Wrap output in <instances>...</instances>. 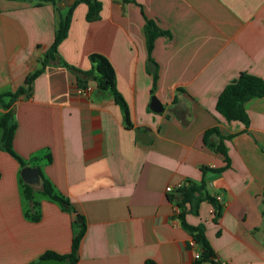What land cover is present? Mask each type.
I'll list each match as a JSON object with an SVG mask.
<instances>
[{"label":"crops","instance_id":"1","mask_svg":"<svg viewBox=\"0 0 264 264\" xmlns=\"http://www.w3.org/2000/svg\"><path fill=\"white\" fill-rule=\"evenodd\" d=\"M98 1L92 22L85 20L84 3L74 8L57 61L87 71L90 54L104 56L132 128L95 82L80 96L71 71L58 62L45 67L13 101L12 150L72 211L41 195L39 184L31 186L39 221L27 219L22 168L0 150V264H35L47 251L68 254L80 231L76 215L85 230L75 264H192L198 247L165 188L202 180L220 198V217L213 222L212 206L202 202L186 222L203 225L219 264H264V98L244 104L246 130L215 111L218 95L241 72L264 81V0ZM57 6L0 0V94L26 88L25 77L39 68L68 8L64 0ZM145 17L168 32L150 53L158 73L153 94ZM152 96L161 113L149 109ZM215 127L233 136L224 141L229 165L202 172V166H225L202 142Z\"/></svg>","mask_w":264,"mask_h":264},{"label":"trees","instance_id":"2","mask_svg":"<svg viewBox=\"0 0 264 264\" xmlns=\"http://www.w3.org/2000/svg\"><path fill=\"white\" fill-rule=\"evenodd\" d=\"M122 1L129 2L133 0ZM60 2L61 0H36V5L50 3L53 6L58 7L57 5ZM79 3H84L87 6V12L85 15V20L87 22H92L99 18L101 3L98 0H76L72 6L67 8L65 14L59 16L53 41L39 60V68L27 75L24 79V85L26 88L19 87L14 93L8 92L0 94V107L5 110V113L0 117V129L2 130L0 138V150L4 151L13 159H15L21 168L25 167V164L12 150V138L15 130V124L12 118V104L18 96L29 92L30 85L34 79L43 72L46 66L52 65L53 62H58L59 65L65 67L75 75L76 88L85 89L87 88L88 82L93 81L96 84L97 92L111 95L114 103L119 107L125 128H132L128 106L115 87V73L113 67L104 56L96 53L90 54L88 56V60L91 68L87 71H82L73 66H69L61 59L57 61L58 46L67 37L72 19V12ZM144 33L147 51L149 54V61H151L150 53L155 39L161 36H168V32L160 29L153 20L145 17ZM150 74L153 81L151 94H153L156 81L158 79L157 70L155 69ZM253 98H264V81L256 76L241 72L234 80L228 83L218 95L215 104V111L227 122H237L243 124L246 130L249 125V119L245 112L244 104ZM214 137L217 139L216 142L212 140ZM232 137V135H220V132L216 127L208 129L204 132L202 136L203 144L213 149L216 153L220 154L223 157L225 166L220 169L202 166L200 167L202 172H206L207 170L212 172H220L228 167L229 158L224 141L229 140ZM38 174L40 178L41 195L46 197L50 202L58 204L62 211H72L68 200L65 197L55 193L48 180L45 179L39 171ZM21 185L25 199L31 204V208L25 211L24 215L27 219L37 222L39 221L40 215L37 210L38 204L33 202L34 189L31 186L24 184L22 180ZM168 199L170 202L174 203L178 209L176 218L178 219L181 228L190 234L192 241L198 247V257L194 259L192 264H219L216 262L214 253L206 240L203 225L192 226L189 225L185 219L186 215L188 214L197 215L199 205L202 202H207L212 206L213 222H216L220 217L222 208L221 204L214 197L207 193L204 181L202 180L199 183L186 181L180 188L175 189V191L168 196ZM84 230L85 224L82 222L80 225V231L71 240L70 252L68 254L58 255L47 251L40 256L39 260L53 258L64 260L66 264H75L77 262V250L80 240L84 234ZM145 264L155 263L152 261H146Z\"/></svg>","mask_w":264,"mask_h":264},{"label":"water","instance_id":"3","mask_svg":"<svg viewBox=\"0 0 264 264\" xmlns=\"http://www.w3.org/2000/svg\"><path fill=\"white\" fill-rule=\"evenodd\" d=\"M65 1V6L70 7L74 4V2L76 0H64ZM148 71L149 72H153L155 69V65L153 64V62H149L148 63ZM149 109L152 112L155 113H161L163 110V106L162 104L157 100V98H155L154 96L151 97L150 99V104H149ZM20 179L22 180V182L26 185L29 186H37L40 184V178H39V174H38V170L36 168H30V167H23L20 170L19 173ZM76 222L78 224L82 223V218L79 215H76ZM35 264H66V262L64 260H58V259H42L39 260L37 263Z\"/></svg>","mask_w":264,"mask_h":264},{"label":"built area","instance_id":"4","mask_svg":"<svg viewBox=\"0 0 264 264\" xmlns=\"http://www.w3.org/2000/svg\"><path fill=\"white\" fill-rule=\"evenodd\" d=\"M86 92H87V88H85V89H80V88H75V94H77V95H80V96H83V95H86ZM182 186V184L181 185H177L176 186V188H173V187H171V186H167L166 188H165V191L167 192V193H173L174 191H175V189H178V188H180ZM218 202H219V197H216L215 198ZM177 212H178V209H177ZM195 243L192 241L191 242V245H194ZM198 257V254H195L194 255V258H197Z\"/></svg>","mask_w":264,"mask_h":264},{"label":"rangeland","instance_id":"5","mask_svg":"<svg viewBox=\"0 0 264 264\" xmlns=\"http://www.w3.org/2000/svg\"><path fill=\"white\" fill-rule=\"evenodd\" d=\"M1 131H2V130L0 129V133H1ZM34 190H35V189H34ZM37 197H38V196H37Z\"/></svg>","mask_w":264,"mask_h":264}]
</instances>
